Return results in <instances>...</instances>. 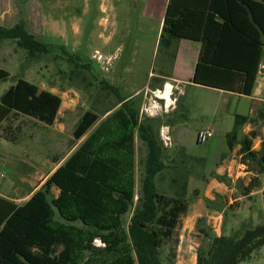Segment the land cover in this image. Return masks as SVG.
I'll return each instance as SVG.
<instances>
[{
  "label": "trees",
  "instance_id": "16d2710c",
  "mask_svg": "<svg viewBox=\"0 0 264 264\" xmlns=\"http://www.w3.org/2000/svg\"><path fill=\"white\" fill-rule=\"evenodd\" d=\"M166 37L200 44L193 84L250 96L264 55V0H169L159 45ZM0 39L15 41L30 58L48 53L49 46L30 35L23 20L0 28ZM8 77L0 70V81ZM150 82L151 90L163 86ZM140 94L119 99L101 114L84 112L73 131L72 153L62 163L54 160L60 163L57 169L23 205L0 197V264H176L164 262L161 250L188 212L190 176L175 173L167 190L172 194L160 191L159 180L170 166L159 130L170 121L142 116ZM176 103L175 109L181 107ZM61 104L59 96L17 80L0 98L4 139L12 135L7 123L14 117L52 127ZM260 106L252 115L235 114L224 135L228 152L237 149L239 164L254 175L242 188L243 196L258 189L264 195V138L256 150L258 132L244 131L264 123V103ZM136 135L147 146L138 195ZM262 247L264 224L245 230L241 238L214 235L207 251H198L195 264H240Z\"/></svg>",
  "mask_w": 264,
  "mask_h": 264
},
{
  "label": "rangeland",
  "instance_id": "374dc122",
  "mask_svg": "<svg viewBox=\"0 0 264 264\" xmlns=\"http://www.w3.org/2000/svg\"><path fill=\"white\" fill-rule=\"evenodd\" d=\"M164 1L40 0L45 23L40 40L49 46L47 54L30 58L15 41L0 39V70L9 74L7 80L0 81V98L23 79L40 90L52 89L63 101L52 128L26 117H14L7 123L12 129L9 141L0 128V194L21 199L41 188L54 160L64 159L71 152L73 131L84 112L101 114L119 99L148 85L138 97L141 115L170 121V126L160 128L159 137L172 168L162 173L159 189L168 192L175 173L187 172L190 176L186 195L189 211L182 216L174 238L163 245L162 259L166 263L171 259L176 264H195L198 251H207L214 235L241 238L245 230L264 224V195L258 189L243 196L242 188L254 175L236 158L226 154L213 160L220 151L226 152L224 131L231 130L234 115L243 112L228 95L195 84L173 86L168 82L172 89L166 104L171 106L165 109L162 97L150 92L148 76L159 69L165 48L158 42L154 50ZM107 37L110 40L106 43ZM78 63L87 67L80 68ZM103 82L114 91L107 90ZM164 85L158 88L162 94ZM177 100L181 107L175 109ZM206 129L214 130L213 137L197 144V133ZM252 129L259 134L254 141L257 150L264 138V123L244 127L246 133ZM135 147L138 195L147 157V146L138 135ZM215 175L225 181H216ZM240 264H264V247Z\"/></svg>",
  "mask_w": 264,
  "mask_h": 264
},
{
  "label": "crops",
  "instance_id": "0c3cea01",
  "mask_svg": "<svg viewBox=\"0 0 264 264\" xmlns=\"http://www.w3.org/2000/svg\"><path fill=\"white\" fill-rule=\"evenodd\" d=\"M85 1L88 2L90 0H85ZM168 3L169 0L164 1V4L162 5V14L158 18L159 28L156 35L154 50L156 48V44H158V42L160 41V39L158 38L159 34L161 38L162 24ZM101 8L103 9V6H101ZM20 20H23L26 31L30 35L34 36L37 41L43 43L40 39L42 38V33L44 32L45 29V23L42 18L40 0H0V28H6V29L12 28L15 25H17L20 22ZM75 31L79 33L78 28H76ZM109 40H110L109 37L105 38L106 43ZM164 46L165 48L160 56L159 69L149 74L148 76L149 82L154 79L159 83L163 82V85L168 84L171 86L172 83L173 86L174 84L177 86H181L184 84L192 85L193 83L191 81L198 61L200 44L190 40H184V39L176 40L166 37ZM168 82H172V83L169 84ZM147 86L148 85H146L142 89H139L138 91H135L133 94L128 95V97L129 96L134 97L138 95L139 93H141V91L146 89ZM158 90L159 89L156 88L150 92H154ZM48 91L59 96L52 89ZM214 91H217V93L220 95H228L230 97L229 99L231 100V102L232 101L234 102L235 107H239L240 109L243 110L242 114L240 115H244V116L252 115L255 112V110L258 108V106L264 103V55H262L260 69L256 77L254 87L252 89V93L250 96H244L236 93H230V92H224L218 90H214ZM62 104L58 111L56 121L58 119L60 110L62 108ZM54 126L55 124L52 127ZM52 127H47V128H52ZM229 131H224V135ZM74 148L75 147L71 149V152L67 155V157L72 153ZM236 151L237 149H235L233 152L230 153L228 152V149L226 147V152L220 151L218 154L215 155L213 160H220V158L224 157L226 154H229L237 159ZM67 157L61 159L60 163H62ZM59 164L58 165L54 164L53 169L50 171V173H48L49 174L48 176H50L57 169ZM34 191H36V189H34ZM34 191L30 193V196L33 194ZM30 196L27 195L21 199H15L0 194V197L13 202L17 206L23 205L30 198ZM177 247H176V252L178 250Z\"/></svg>",
  "mask_w": 264,
  "mask_h": 264
},
{
  "label": "built area",
  "instance_id": "2783aa9c",
  "mask_svg": "<svg viewBox=\"0 0 264 264\" xmlns=\"http://www.w3.org/2000/svg\"><path fill=\"white\" fill-rule=\"evenodd\" d=\"M167 85H168V84H165V85H164V87H163V93L167 90ZM170 89H172V88H170ZM156 92H157L159 95L161 94V91H160V90L153 92V94L156 95ZM156 97H157V96H156ZM169 100H170L171 103H173V100H172L170 97H169ZM160 101H161V102H162V101H165V104L163 105V107H164L165 109H168V108L171 106V104H170V105H167V104H166V99H165V98H161ZM213 135H214V130H212V129L201 130V131H199V132L197 133V135H196V143H197V144H203V143H206L209 139H211V138L213 137ZM162 137L165 139V135H164V134H162Z\"/></svg>",
  "mask_w": 264,
  "mask_h": 264
},
{
  "label": "bare ground",
  "instance_id": "6f19581e",
  "mask_svg": "<svg viewBox=\"0 0 264 264\" xmlns=\"http://www.w3.org/2000/svg\"><path fill=\"white\" fill-rule=\"evenodd\" d=\"M170 88H171V86L170 85H167V90L163 94L161 93V95H158V96H160V98L162 97V98L168 99L169 89Z\"/></svg>",
  "mask_w": 264,
  "mask_h": 264
}]
</instances>
